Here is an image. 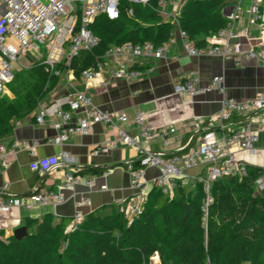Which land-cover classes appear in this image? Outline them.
Masks as SVG:
<instances>
[{
	"label": "built area",
	"instance_id": "obj_1",
	"mask_svg": "<svg viewBox=\"0 0 264 264\" xmlns=\"http://www.w3.org/2000/svg\"><path fill=\"white\" fill-rule=\"evenodd\" d=\"M124 1L142 5L156 1L159 13L175 25L172 36L158 47L150 42L136 44L127 42L109 46L96 59L94 66L81 71L80 76L85 80H99L100 84L106 87L114 79L127 81L137 79L142 75V71L137 67H110L104 77L102 69L108 60L124 55L163 59L178 39L185 54L190 57L231 60L237 68H244L249 62L264 64V43L250 45L247 48L234 43L236 24L242 18L240 5L243 0H236L233 9L225 14L229 22L208 40L205 47L195 46L179 26L177 17L188 0H0V96L5 93L8 84L14 81L16 64L28 53H39L42 44L46 50V56L42 59L48 67L47 70L54 71V66L64 56L67 57V70L64 75L71 90L49 104L38 106L36 122L44 124L47 118L52 120V125L57 131L54 136L45 140L17 139L9 146L0 143V173L9 167L10 156L18 149L23 148L34 154L36 147L42 142L61 145L70 134L87 135L94 124L104 123L116 129L117 137L96 148L94 153H107L116 147L117 142L138 149L136 160L139 167L134 168L132 162L127 165L130 187L138 194L120 202V211L130 217L141 210L146 192L150 189L149 181L145 178V169L155 167L159 172L151 183L170 198L180 185L188 189L194 188L197 182L203 185L205 197L202 211L205 219L213 200L211 191L214 181L224 176L244 177L248 174V164L237 158L232 148L250 153L256 151L255 143L258 141L259 131L255 125L264 123V90L257 92L251 99L240 100L227 94L224 75H214L206 84H202L200 75L194 70H188L174 90L191 97L217 91L223 97L221 110L215 115L199 119L194 124L188 143L174 153H166V150L170 144L168 136L175 129H152L141 111L132 118L139 129V134L128 133L122 127V123L129 120L128 115L93 105L91 99L71 83L75 76L70 70L73 57L82 51L91 52L99 44V37L90 29L95 18L104 15L109 20L118 19L120 6ZM128 13L132 15L131 8ZM262 21L264 0H251L246 19L247 26H258ZM54 73L60 74L58 71ZM136 93L137 91H134L133 94ZM80 110H84L85 115L73 118L72 113ZM154 137L164 139L161 150L155 151L145 145V142ZM191 143L193 144L189 145ZM67 158V153L62 152L60 155L37 159L33 163V170L38 174L50 173L66 166ZM196 167H202L203 170L199 174H190L189 171ZM78 182V176L66 169L62 187L72 188ZM87 183L92 184L91 181ZM254 187L258 193L264 191V171L256 178ZM64 200L65 197L59 189L39 191L27 196L12 194L4 189L0 190V213L20 209L30 211L34 207L57 204ZM81 205L83 202L78 203V207ZM83 218L82 213L76 211L71 230L76 229ZM153 257L154 255L150 259V264H156L152 260ZM205 264L211 263L208 260Z\"/></svg>",
	"mask_w": 264,
	"mask_h": 264
},
{
	"label": "trees",
	"instance_id": "obj_2",
	"mask_svg": "<svg viewBox=\"0 0 264 264\" xmlns=\"http://www.w3.org/2000/svg\"><path fill=\"white\" fill-rule=\"evenodd\" d=\"M232 1L188 0L177 17L179 26L195 46L205 47L208 37L229 22L223 9ZM90 29L100 41L91 52L82 51L72 58L70 70L75 77L94 66L109 46L150 42L158 47L171 38L175 25L159 13L156 1L147 5L124 1L118 19L99 15ZM66 62L64 56L54 66L57 75L38 59L28 69L34 84L26 95L18 97L12 91L14 99L0 100V138L13 122L38 108L65 74ZM132 163L139 167L138 160ZM93 170L81 169L78 174L102 172ZM262 171L264 168L248 165L244 177L215 180L205 219V193L199 182L192 189L180 185L172 198L152 186L135 215L127 217L120 211V203L111 204L87 214L74 230L72 219L56 221L46 214L37 230L22 238L0 231V264H150L155 254L161 264H205L208 260L211 264H264V191L258 193L254 187ZM37 192L36 188L32 193ZM31 224L26 220L28 228Z\"/></svg>",
	"mask_w": 264,
	"mask_h": 264
},
{
	"label": "crops",
	"instance_id": "obj_3",
	"mask_svg": "<svg viewBox=\"0 0 264 264\" xmlns=\"http://www.w3.org/2000/svg\"><path fill=\"white\" fill-rule=\"evenodd\" d=\"M235 3L236 0H233L223 9L224 15L233 9ZM250 3L251 0H243L240 5L242 18L236 24L234 43L243 48L264 43V21L258 26H247ZM211 37L213 36L208 37L207 40ZM133 64H137L142 71V75L137 79L129 81L114 79L105 87L99 80L89 81L79 76L74 77L71 83L77 90L84 92L93 105L112 112L126 113L129 120L122 123V127L132 135L139 134V129L132 120L138 111L145 115L146 123L152 129L174 128L175 131L168 136L170 144L166 153H174L186 145L194 124L201 118L217 114L222 107L223 97L217 91L191 97L174 90L188 70L196 71L200 75L202 84H206L214 75H224L227 94L240 100L251 99L257 92L264 90V64L249 62L244 68H237L231 60L190 57L185 54L179 39L163 59L124 55L108 60L102 69V76H106L110 67ZM67 82V78L63 75L40 105L49 104L69 93L71 90ZM134 91L137 93L133 94ZM2 98L9 101L14 99L8 86L5 93L0 96V100ZM37 111L38 108L13 122L12 127L0 138V143L9 146L17 139L45 140L54 136L57 131L52 125V120L47 118L44 124H38L35 120ZM84 115V110L72 113L75 119ZM255 128L259 131L258 141L255 143L256 151L250 153L238 148H232V151L237 158L248 165L264 168V123L256 124ZM116 137V129L104 123H97L93 125L89 134L72 133L61 145L42 142L36 147L34 154L23 148L18 149L10 156L9 167L0 173V190L5 189L12 194L27 196L36 188L41 192L59 189L65 200L57 204L34 207L30 211L20 209L10 213H0V230L6 235H12L15 228L26 226V220H29L32 224L29 228L26 226L27 232L33 233L46 214H52L56 221L72 219L73 224L76 211H80L85 217L104 206L135 197L138 192L130 187V173L125 165L138 158V149L117 142L116 147L107 153H94L96 148L115 140ZM163 140L161 137H154L145 142V145L158 151L163 147ZM62 152L67 153L66 166L45 174H38L33 170V163L37 159L60 155ZM95 168L102 169V172H89H93ZM66 169L79 178V182L72 188L62 187ZM81 169H87L89 173L78 174ZM202 170V167H196L189 173L199 174ZM158 172L155 167L145 169V178L149 181L150 188ZM88 181L92 184L88 185ZM79 202H83L80 207H78ZM152 260L156 264L160 262L157 255H154Z\"/></svg>",
	"mask_w": 264,
	"mask_h": 264
},
{
	"label": "rangeland",
	"instance_id": "obj_4",
	"mask_svg": "<svg viewBox=\"0 0 264 264\" xmlns=\"http://www.w3.org/2000/svg\"><path fill=\"white\" fill-rule=\"evenodd\" d=\"M67 50H68V47L66 46L65 51L67 52ZM45 56H46L45 45L42 44L40 46V52L39 53H36V52L28 53L23 58V60H21L20 63L16 64L15 79L13 82L8 84V87L11 91H14L18 97L23 93L26 95L27 90L29 88H31L30 86H32L34 84V79L32 76H30L29 71H28V67H30L35 61H37V59H42ZM146 197H147V192L145 195V199H146ZM145 199H144V202H145ZM144 202H143V204H144ZM0 231H2V230H0ZM4 235L10 236V235H6L5 232H4ZM61 248L63 249V247H61Z\"/></svg>",
	"mask_w": 264,
	"mask_h": 264
},
{
	"label": "water",
	"instance_id": "obj_5",
	"mask_svg": "<svg viewBox=\"0 0 264 264\" xmlns=\"http://www.w3.org/2000/svg\"><path fill=\"white\" fill-rule=\"evenodd\" d=\"M188 214H189V206L186 205L185 216H187ZM27 233H28L27 232V227L25 225L19 226V227L15 228L14 231H13V235H15V237H17V238H22Z\"/></svg>",
	"mask_w": 264,
	"mask_h": 264
}]
</instances>
